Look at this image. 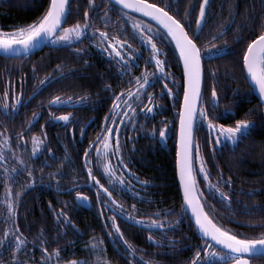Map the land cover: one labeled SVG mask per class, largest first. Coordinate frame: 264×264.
<instances>
[{"label": "snow or ice", "instance_id": "1", "mask_svg": "<svg viewBox=\"0 0 264 264\" xmlns=\"http://www.w3.org/2000/svg\"><path fill=\"white\" fill-rule=\"evenodd\" d=\"M105 4L102 15H98L99 4L96 0H88V6L83 11V23L77 20L75 23L68 26L65 21L71 11L70 0H47L44 11L41 12L31 22L21 26H13L10 31H4L0 27V50L5 54H18L21 50L27 53L30 49L36 47L41 40H51L53 43L60 44L65 42V45L79 43L82 39L88 38L90 43L95 45L101 52L105 53L112 61L115 62L118 68V73L123 78L125 74L129 75L127 81L128 87H121L119 91H112L111 105L109 112L105 114L104 121L101 124L100 131L97 132L95 140H90L88 147L84 150V169L87 171V183L95 184L97 186L99 201V192H103L106 199L102 201L105 209L108 211L120 212L129 221L135 225L142 226L147 229V239L152 241L157 247H163V239L157 240L153 236V231L159 230L168 239V246L175 248L178 241L174 238L167 237L166 233L174 231L181 223L184 215L191 212V219L195 222V227L200 233L201 244L196 246L191 258L185 264H251L250 257L260 255L264 256V230L260 231L258 235H249L243 232H237L226 225L218 222L214 212V205L209 203V196L201 190V182L198 176L203 177V186L209 192L211 199L216 197L227 207H231L232 199L228 192L223 190L222 185L232 187L233 181L231 176L224 178L222 171H219L215 182L211 179V171L207 167L208 161L201 154L200 145H194V133L198 129V121L201 124H206L208 130L212 135L207 141L208 145L216 150L217 145L222 142H238L241 136L247 135L248 130L253 126L254 121L249 118L237 119L234 124L226 125L220 123L219 120L223 114L231 113L233 109L225 106L221 116L210 117L209 110L205 108L202 102L203 90L201 86L202 80V60L207 56L209 59L220 56L226 53L228 49L227 41L216 44L208 42L205 47L200 46L202 33H204V26L208 22L211 13L208 11L211 0H199V10L195 15V28L191 25V16L194 11L192 4L184 10L182 18H177L170 11L171 2L161 6L159 3H150L149 0H101ZM260 6L264 9V0H259ZM223 7V6H222ZM116 9L118 11V19L113 22L110 18V11ZM229 18L222 20L215 32L211 36V40H216L222 36L235 20V10L232 4H229ZM132 12L142 13L144 17H149L156 21L158 25L162 26L164 35L161 40L170 38L175 44V49L179 53V60L183 64V99L180 103L179 115V134L176 140V174L179 178L180 189L182 191L183 203L181 205L182 214L175 219H168L172 215L171 208H157L156 210L145 214L136 215L134 213L139 210L134 203L131 210H125V205L120 203L113 197V191H131L134 199L144 200L139 190L133 188L132 181L125 175L124 171L131 173L128 163L125 161L122 145L119 139V133L122 126H127L131 123L135 125L138 117L137 108L140 104L143 107L139 108L140 113H152L156 107L154 101V94L147 92L157 80L164 79L165 81L172 79L171 74L165 69L167 62L161 59L163 49L158 47L156 36L160 34V28L155 27L146 21L134 19ZM178 12V9H177ZM104 22V28L96 27V20ZM182 20L186 21L182 22ZM119 24L116 29L117 33H124L128 31L130 25L132 37L139 41L144 48H150V56L145 57V63H153L154 69L148 71L144 69L140 75L132 76V69L136 66L138 60L137 53L140 49L134 48L129 42L128 38L121 39L119 35L110 33L106 29L109 25ZM259 33L255 34L254 38L248 39L246 47L242 53V68L246 71V79L251 81V87L258 91L260 103L264 104V11L261 13L259 21ZM238 33L240 27L236 30ZM95 39H92V38ZM241 37L236 35L234 42H239ZM76 55L86 54V49H73ZM88 63L87 60L84 61ZM32 71L36 72V66L33 65ZM55 73V74H54ZM63 66L57 64L53 72H48L44 77L39 79V82L34 85L28 97L23 93L12 92L9 101V91L7 87L3 93V99L0 100V115L5 117H14L18 112L21 104H27L35 95H38L43 90V86L55 82L57 78H63ZM216 73L213 72V76ZM175 83V80L172 81ZM163 89L167 90L168 96H173V90L169 87L167 82L163 83ZM104 90H112L111 84H105ZM147 92L148 101L144 103L143 96ZM237 89L233 90L236 94ZM88 99V95L75 97L76 103H82ZM219 93L216 84L214 83L211 89L210 108L218 110ZM72 101V97H67L62 100L60 96H53L48 102L49 107L53 104H62ZM134 104L136 105L134 107ZM251 110H249V113ZM38 112H33L32 116L28 118L25 127L31 124L33 120L39 115ZM51 115V113H50ZM111 118V123H109ZM56 120L71 122V113H63L57 117ZM119 121V123H117ZM44 125H41L43 128ZM83 130V129H82ZM133 130H135L133 128ZM155 133V129H152ZM115 134V143L113 144V136ZM167 136V125L159 129V137L164 139ZM133 137H129L132 139ZM32 148L31 157L38 155L43 150L44 140L37 137L34 133L31 137ZM24 141L23 129L17 133L16 147L20 148V142ZM97 141L99 143H97ZM23 147L27 149V142L25 141ZM95 147L96 160L103 170V176L107 177V184L101 183V179L93 174L92 159H90V150ZM134 147V146H133ZM12 145L9 143V136L6 130L0 131V169H2V177L4 183V193L2 204L3 210L6 211L5 227L3 234L0 235V264H30L33 256L30 254L28 248L27 237L21 231L18 223H15L18 218V207L22 201V193L29 190L36 182L34 176V169L32 165L28 164L26 160L18 155L15 150H11ZM6 150H11V158L14 159L15 164L12 167L8 166L9 156ZM49 156L55 159L51 148L48 149ZM110 157L116 159L117 164L114 166ZM65 157V160H68ZM46 163V162H45ZM198 165V167H197ZM214 167L219 169L218 164ZM62 168V165H61ZM61 168L55 172H49L48 176L51 180H55L56 187L59 189V178L64 175ZM116 168L122 169L118 174ZM22 172H26V182L21 184L19 188H15L16 177ZM74 183L72 189L80 187L75 183L77 177H72ZM137 182L141 188H147L150 185L148 180H139ZM71 190V189H70ZM264 190V189H261ZM257 189H249L245 195H255ZM75 199L77 202L87 201L88 197L82 191L75 192ZM151 203V200L148 201ZM111 204L112 208H108ZM51 207V203L49 204ZM207 209V210H206ZM251 209H256L252 211ZM103 212L101 215L103 216ZM57 224L61 228L72 226L74 223L70 220L67 212L56 210L54 212ZM245 215L249 217L260 216V219H249L244 222L245 227L264 229V203H256L255 201L249 207L245 205ZM63 218V223H60ZM106 220L111 221V229L109 236H118L125 247V256L127 257V264H160L154 259H145L142 254L144 250L137 249L128 239L125 238L124 232L117 223V216L115 214L105 217ZM12 222L11 229L7 224ZM106 227L108 225H105ZM40 236L43 235L41 230ZM42 254L36 264H112L105 256V250L102 247L104 241L98 237H90L88 244L85 247L89 250L93 257L91 260L81 258H68L61 260L60 252L62 248H52L51 251L44 245L45 240H40ZM7 246L11 249L8 254V259H4L3 247ZM23 253V256H21ZM138 253H141L138 255Z\"/></svg>", "mask_w": 264, "mask_h": 264}, {"label": "flooded vegetation", "instance_id": "2", "mask_svg": "<svg viewBox=\"0 0 264 264\" xmlns=\"http://www.w3.org/2000/svg\"><path fill=\"white\" fill-rule=\"evenodd\" d=\"M149 2L159 3L161 6H164L169 0H149ZM96 3L99 4L98 15H102L105 4L102 3L101 0H96ZM189 3L192 4L194 9L192 12V16H194L199 10V0H172L170 11L173 15H176L177 18H182L184 10ZM17 4L18 0H0V18H3L2 14L5 12L4 10H6V8H14ZM229 4L234 6L235 18L240 20L249 17L258 20L262 11H264L260 6L259 0H211L208 9L211 13L209 18H229ZM87 6L88 0H70L71 11L64 26L73 24L77 20H80V22L83 23V11ZM109 15L111 21H117L118 11L116 9L110 11ZM132 16L134 19H140L141 21H146L147 23L152 24L144 18L134 14H132ZM4 20V18L0 19V27H2L4 31H10L11 29L9 28L12 25H8ZM152 25L154 26V24ZM95 26L103 29L104 22L97 19ZM118 27L119 24L114 25L109 23L106 30L110 33L119 35L121 39L128 38L134 48L140 49V52L137 53L139 58L136 61V66L132 69L131 75L138 76L144 69L152 71L154 69V64L145 63V57L150 56V48H144L139 41L132 37L130 25L128 26L129 30L124 33H117L116 29ZM240 31L248 32L249 29L244 26L243 28H240ZM163 35L164 33L160 30V34L157 35L155 39L158 43V47L163 49L161 59L166 60L167 67L165 70L171 74L172 79L167 81L164 79L157 80L147 89V92L154 94V101L156 104L154 111L149 114L140 113L139 108L143 107V104H140L137 108L138 117L135 125L133 126L129 123L127 126H122L119 133L123 155L125 161L128 163L129 169H131V173L124 171V175L132 181L133 188L139 190L141 195H143L144 192L151 190L154 192V188H141L137 182L136 176L139 180H145L146 177L140 175L142 174L140 171L130 166L132 161L131 158L138 152L137 147L141 146L147 152H152L160 149H169V147L173 145V142H175L176 156L178 110L181 99V97L179 98V72H181L182 76V70L178 56L175 57L173 51L169 48V40H161ZM92 39L95 38L93 37ZM76 48L86 49V54L80 56L76 55L73 51V49ZM174 53L176 54L175 51ZM227 54L228 52L226 51L222 56L211 59L206 56V60L210 61L219 59ZM85 60L88 61L87 64L84 63ZM57 64L63 66V71L65 73L63 78H57L55 82L43 86V90L40 91L38 95H35L29 103L21 104L19 106L18 112L14 117L9 118L0 115V131L6 130L7 135L9 136V143L12 145L11 150H15L28 164L32 165L34 176L36 178L35 184L29 190H26L25 193H22V201L18 207V218L15 221L20 227H23L22 230L24 236L27 237L29 242L28 248L30 249V254L33 256L34 260L31 261L30 264H36V262L39 261L42 254L39 242L41 239L47 241L44 246L47 247L49 251H51L52 248L57 247L64 249L60 252L61 260L67 259L66 235L68 226L66 228H61L57 224L54 212L61 209L67 212L66 209L68 205L70 207L75 206L80 210H91L95 206V210L103 212L105 216L115 214L119 225L126 224L143 233L139 234V236L134 235V240H131V238L126 239L136 246L137 249L144 250L142 254L145 259H154L161 262L160 256H162V252H156L155 256L154 251L152 250L154 243L150 241V247L146 244L148 236L147 229H143L140 225H135L118 211L113 213V211L105 209L102 203V201L106 199L104 193L102 191L99 192L98 201L97 186L94 183L90 185L87 183V171L84 169V150L88 147L90 140H95L96 134L100 131L101 124L104 121L105 114L109 112L111 105V99L109 97L112 95V91H119L121 87H128L127 81L130 78L129 75L125 74L123 78H121L115 62L105 53L96 48L95 45L91 44L88 38L82 39L79 43H73L67 46L65 45V42L56 44L50 41L48 45H45L41 49L27 55L15 57L0 56V100L3 99V93L6 87L9 91V101L13 91H15V93L22 92L25 97H28V94L32 92L34 85L39 82V79L44 77L46 73L53 72ZM33 65L36 66L35 73L32 71ZM173 80H175V83L172 82ZM165 82H167L169 87L173 90L174 95L171 97L167 95V90L162 87ZM105 84H111L112 90L106 92L104 90ZM248 87L251 96L248 97L247 102L242 103V105H245V108L243 111L241 109L240 112L249 111V106L252 105L253 100L261 106L264 112V108L254 95L253 90L250 86ZM147 92L144 93L143 96L144 103H147L148 101ZM85 94L88 95V99L82 103H76L75 97L84 96ZM235 95L236 98L234 100L228 98V102L241 104V98L237 97V94ZM53 96H60L62 100H65L67 97H72V101L62 104H53L49 107L48 102ZM135 106L136 105L134 104V107ZM237 109L238 107H235L231 113L223 114L219 122L226 125L234 124L235 120L238 119V116L234 115ZM33 112H38L40 114L31 124H28L25 127L28 118L32 116ZM63 113H71V122H64L55 119V117ZM221 113H223V109ZM109 123H111V118H109ZM117 123H119V121H117ZM41 125H44V127L41 128ZM164 125H167V136L164 139H161L159 137V129ZM133 128L135 130H133ZM153 128L155 129L154 134L152 133ZM22 129L24 141H21V147L17 148V133L21 132ZM250 129L248 130V134ZM34 133L37 137L43 138L44 144L43 150L40 151L37 156L30 158L32 148L31 137ZM244 136H241L238 141ZM129 137L133 138L129 139ZM25 141L27 142L26 150L23 147ZM97 143L99 142L97 141ZM112 143H115V134ZM49 148L52 149L55 159H52L49 156ZM11 150H6V154L9 156L7 161L9 167H12L15 164L14 159L11 158ZM151 154H155V152H152ZM65 157H68L69 159L65 160ZM89 158L93 161V174L101 179V183H105V185L108 186V178L103 176L102 167L97 163L95 147L90 150ZM109 159L114 166L117 164L116 159L112 157ZM174 159L176 160V157ZM58 168H61L64 173V175L59 178V189L56 187L55 180H51L50 182V177L48 176L49 172H55ZM116 171L119 174L122 169L116 168ZM73 176L77 177L75 183L80 185V187L75 189H72L74 183L72 179ZM26 179V172H22L16 177L14 187L19 188L21 184L26 182ZM76 191H82L86 194L90 203L89 207L85 208L77 204L75 199ZM110 191H113V197L125 205V208L128 211L131 210V206L135 203L139 210L134 213L136 215L146 214L143 205L147 204L150 207L152 206L153 201L151 200V203L148 202L150 199L145 200L144 203H138V200L132 197L131 191L129 190L121 192L118 190H112L110 187ZM88 192L92 194L93 198L87 194ZM3 193L4 183L2 169H0V235L3 234L6 218V211L3 210L4 206L2 204ZM50 203L51 207L49 206ZM108 208H112V205L109 204ZM97 220L100 221H98L99 225L102 224L104 229L107 232H110L111 227L105 226L107 225V221L111 225L110 220ZM60 223H63V218H61ZM12 226V222L7 224L9 229H11ZM69 227L72 230L70 225ZM49 228L53 233V237H51ZM41 230L43 231L42 236L39 235ZM159 232V230H156L153 231L152 234L156 238ZM96 237H98V235H96ZM108 237L107 242L102 245L105 250V256L111 257L115 260V262L112 261V264H127V257L124 254L125 247L123 250H113V238L111 236ZM170 252L173 253L171 256L176 260L173 264H177L178 251L172 248ZM72 254L74 253L71 252L70 255ZM140 254L141 253H138V255ZM21 256H23V253H21ZM250 260L251 264H264V256L251 257ZM53 264H55V262H53Z\"/></svg>", "mask_w": 264, "mask_h": 264}, {"label": "trees", "instance_id": "3", "mask_svg": "<svg viewBox=\"0 0 264 264\" xmlns=\"http://www.w3.org/2000/svg\"><path fill=\"white\" fill-rule=\"evenodd\" d=\"M46 4L47 0H18L17 6L14 8H6L2 17L8 25H12L9 28L12 29L13 26H21L31 22L44 11ZM194 16H191L190 26L192 28L195 26ZM260 17L261 16H259L258 20L252 17L243 18V20L235 18L231 27L216 40H211L213 32H215L222 20L228 18H209L207 24L204 26V33H207V35L202 33V39L200 42L201 47H205L208 42L220 44L225 40L228 44L227 55L210 61L206 60L207 57L202 60V102L204 103L205 108L209 110L210 117H213L221 116L222 109H224L225 106L231 107L232 109L238 107L234 114L235 116H238V119L249 118L254 121L249 134L236 143L230 141L222 142V144L217 145L216 150L213 151L207 143L209 136L212 134L208 130L206 124H201L198 121V129L194 133V145L197 143L200 145L201 154L208 161L207 167L211 171V179L213 182H215L219 171H222L225 179L231 176L233 181L231 188H229L228 185H222L223 190L228 192L232 199L231 207L229 208L220 201L219 197L211 199L208 190L203 186V177L198 176V180L201 182V190L205 192L206 196H209V203L215 206L214 212L218 222L237 232H243L249 235H258L260 231L264 230L244 226V222L249 219H260V216L249 217L245 215V205L247 204L250 207L254 201L256 203H264V190H261L264 189V112L255 100H253L252 105L249 106L251 110L250 113L249 111L242 112L245 108V105H242V103L247 102L248 97L251 96L250 89L248 87L249 85L247 84L242 68V53L244 47H246L248 39L254 38L255 34L259 33L260 29L258 25ZM182 22L187 23L184 20H182ZM244 26L249 29L248 32L239 31L238 33L236 31L238 27L243 28ZM236 35L241 37L239 42H234V37ZM170 44L169 48L173 51L175 57H177L174 53L175 49L172 48L173 46ZM213 72L216 73L215 76H213ZM179 73L180 98L183 91V79L181 72ZM214 83L217 86L220 97V107L218 110L210 108L211 89ZM234 89L238 90L236 94L237 97L241 98V104L228 102V98H232L233 100L236 98V95L233 93ZM241 109L242 111L240 112ZM137 149L138 152L131 158L132 161L130 166L140 171L142 174H139L146 177L145 180L150 181V185L147 188H154V192L152 190L144 192V200L140 201L137 199L138 203H144L145 200L149 199L153 201L151 207L147 204H142L143 207H145L146 214L156 210L157 208H171L173 209V212L168 219H175L177 216L182 214V200L177 185L174 167L175 142H173V145H171L169 149L152 151L155 152V154L147 152L141 146H138ZM214 164H218L219 169L214 167ZM249 189H257L259 191H257L255 195H245ZM87 194L92 197L90 192ZM95 208L96 207L94 206L91 210H80L75 206H67V214L75 225V228L71 226L72 230L69 226L67 227V259H93L89 250L85 247V245L88 244L90 237H96V235H98V238L102 239L104 243L107 242L109 232L104 229V226L101 223L100 224L102 226L99 225V220H97L105 219L107 216L104 214L102 216L101 212L95 210ZM125 210L127 209L125 208ZM251 210L256 211V209ZM107 225V227H110V223L108 221ZM120 227L124 232L125 238H131V240H134V235L139 236V234H143L139 230L126 224H120ZM22 228L23 227H21V231L23 232ZM49 230L51 232V237H53V233L50 228ZM110 231H113V229H110ZM157 235L156 239H163L164 246L157 247L155 244L152 246L155 256L156 252L161 251L162 256H160V264H173L176 260L171 256L173 253L170 252L172 248L168 246V239L165 238V235L161 231ZM166 236L174 238L178 241L175 248H173L178 251L177 264H185V262L191 258L196 246L201 244L200 236L189 221L187 215H184L183 220L179 225H177L176 229L174 231L167 232ZM111 237L114 242L113 250H123L124 245L121 241H119L118 236ZM146 244L150 247V241L148 239L146 240ZM3 252V258L8 259V254L11 252V249L4 246ZM71 252L74 253L72 254L73 256L70 255ZM106 258L115 262V260L111 257Z\"/></svg>", "mask_w": 264, "mask_h": 264}, {"label": "water", "instance_id": "4", "mask_svg": "<svg viewBox=\"0 0 264 264\" xmlns=\"http://www.w3.org/2000/svg\"><path fill=\"white\" fill-rule=\"evenodd\" d=\"M132 14H134V15H136V16H139V17H142V18H144V19H146V20L151 21L153 24H155L157 27H159L160 30L164 33V30H163L162 26L158 25L157 22L154 21V20H152L151 18H149V17H144L142 13L132 12ZM168 39L170 40V38H168ZM50 41H51V40H47V39H45V40H41L40 43H39L36 47L30 49L29 52H27V53H25V52H23V50H21L18 54H5V53L3 52V50H0V56H4V57H15V56L27 55V54H29V53H32V52H35V51L41 49V48L44 47L45 45H48V43H49ZM170 42L172 43V45H173L174 48H175V44H174V42H172L171 40H170ZM175 51H176V49H175ZM176 53H177V56H178V59H179V53H178V51H176ZM220 56H222V55H220ZM220 56H216V57H213V58H217V57H220ZM179 62H180V66H181V70H182V75H183V64H182V62H181L180 60H179ZM244 72H245V77H246V76H247L246 71L244 70ZM246 80H247L249 86L251 87V81L248 80V79H246ZM202 81H203V70H202L201 86H202ZM251 89L253 90L254 95L256 96V98L258 99V101H259V103H260V97H259V95H258V91H257L254 87H251ZM182 99H183V94H182ZM181 102H182V100H181ZM260 104H261V103H260ZM261 105H262V107L264 108V104H261ZM178 134H179V115H178V130H177V138H178ZM175 157H176V156H175ZM175 168H176V164H175ZM176 178H177L178 188H179L180 195H181V199H182V203H183L182 191H181V189H180L179 178H178L177 174H176ZM77 204L80 205V206H83V207H85V208L90 206L89 200H87V201L77 202ZM187 216H188V218L190 219L192 225L194 226L196 232H197V233L199 234V236H200L199 231H198V230L196 229V227H195V222H194V220L190 218V217H191V212H190V211L187 213ZM256 256H260V255H256ZM256 256H252V257H256ZM250 258H251V257H250Z\"/></svg>", "mask_w": 264, "mask_h": 264}, {"label": "bare ground", "instance_id": "5", "mask_svg": "<svg viewBox=\"0 0 264 264\" xmlns=\"http://www.w3.org/2000/svg\"><path fill=\"white\" fill-rule=\"evenodd\" d=\"M170 41V40H169ZM172 44V43H171ZM173 46V45H172ZM173 48H174V46H173ZM175 49V48H174ZM202 70H203V67H202ZM244 71V70H243ZM244 75H245V72H244ZM246 78V77H245ZM182 79H183V75H182ZM247 81V80H246ZM203 82V81H202ZM247 84H248V82H247ZM182 94H183V91H182ZM181 100H182V96H181ZM181 100H180V103H181ZM178 184V183H177ZM179 189V188H178ZM180 192V191H179ZM182 200V199H181ZM194 227V226H193ZM199 235V234H198Z\"/></svg>", "mask_w": 264, "mask_h": 264}]
</instances>
